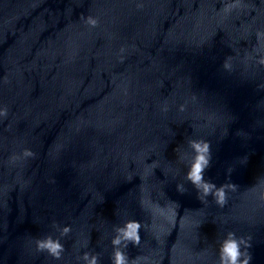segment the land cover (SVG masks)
Returning a JSON list of instances; mask_svg holds the SVG:
<instances>
[{"label":"water","instance_id":"1","mask_svg":"<svg viewBox=\"0 0 264 264\" xmlns=\"http://www.w3.org/2000/svg\"><path fill=\"white\" fill-rule=\"evenodd\" d=\"M258 33L264 0H0V264H111L130 219L140 264H216L228 232L264 264ZM190 140L211 145L206 180L237 185L223 208L185 179ZM48 235L59 260L36 250Z\"/></svg>","mask_w":264,"mask_h":264},{"label":"clouds","instance_id":"2","mask_svg":"<svg viewBox=\"0 0 264 264\" xmlns=\"http://www.w3.org/2000/svg\"><path fill=\"white\" fill-rule=\"evenodd\" d=\"M85 23L90 27H96L98 20L89 16L86 18ZM258 39L261 35L258 33ZM124 50L121 49V52ZM260 64H264V57H261L258 61ZM223 67L225 69L230 68V64L227 60L224 62ZM167 110L166 108L164 109ZM183 110V106L181 107ZM8 115L6 108H0V119L6 118ZM189 147L192 149L193 155L187 165V171L185 173V179L195 188L197 197L201 202L207 201L208 197H212L215 203L223 208L227 203V194L229 190L235 191L237 185L233 183H224L217 186L215 183L205 179V171L209 168L212 160L211 145L206 140H190ZM35 154L30 149H23L18 156L10 158L11 162L15 164L17 161L34 157ZM242 163L247 162V157H244ZM232 170L229 169L228 173L231 174ZM177 191L183 193L186 191L183 184H177ZM260 200L264 201V192L259 194ZM60 232V237H66L72 232L71 225H65L59 227L55 225ZM143 225L141 222L130 219L124 222L122 225H118L114 228V235L110 240L112 247V253L110 256L111 264H140V257L137 256L134 259H129L126 252L129 244L133 246L141 245L140 231ZM199 227V226H198ZM60 237L54 238L48 235L42 239L35 241L36 250L38 252H46L48 256L55 260H59L65 251L64 244L61 243ZM83 248H87L88 244H83ZM251 245L248 240L243 237H237L234 232H228L225 238L220 242L218 248V258L216 264H250L252 259L248 248ZM78 264H100V258L98 253L91 251H83L78 256Z\"/></svg>","mask_w":264,"mask_h":264}]
</instances>
